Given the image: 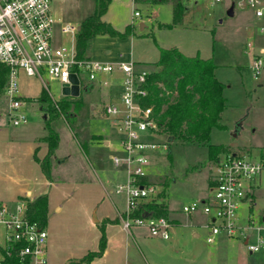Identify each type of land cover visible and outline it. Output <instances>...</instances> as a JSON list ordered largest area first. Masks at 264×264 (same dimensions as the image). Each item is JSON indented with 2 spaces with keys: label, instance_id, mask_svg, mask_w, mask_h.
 I'll return each instance as SVG.
<instances>
[{
  "label": "rangeland",
  "instance_id": "374dc122",
  "mask_svg": "<svg viewBox=\"0 0 264 264\" xmlns=\"http://www.w3.org/2000/svg\"><path fill=\"white\" fill-rule=\"evenodd\" d=\"M94 2L52 0L51 8L55 16L60 18V25H76L93 13ZM231 6L233 14L230 16L227 12ZM185 7L182 21L167 27L173 19L171 2L111 0L103 19L121 32L131 26L130 34H99L86 43L93 58L102 57L105 50L109 49L112 54L132 56L135 62L139 61L138 68L147 71L156 68L160 48L176 47L188 56L211 57L216 64V77L226 85V106L220 116V126L211 130L209 142L174 140L168 145L165 135L152 137V140L165 142L167 146H159L149 152L152 162L150 178L155 182L156 192L162 195L161 200L169 208L178 211H183V205L195 197L196 190L202 187L204 181H208L216 159L225 153H246L253 159L262 153L264 155V72L255 79L250 70L251 54L264 56V32L260 31L264 18H256L252 10L239 8L229 0L214 5L187 3ZM135 11L139 12L138 16H134ZM140 22L143 24L140 25ZM59 39L60 43L68 47L72 45L68 35H59ZM43 79L48 82L55 100L64 97L59 82L50 80L47 75H43ZM82 81L88 82L86 78ZM20 86V94L26 102L23 109L27 121L18 126L12 124L8 113V97L3 94L0 96V127L17 137V143L20 144L17 146L19 163H23L29 149V139L36 137L42 140L47 134L45 118L48 115L37 100L43 82L21 74ZM103 95L104 89L98 87L90 94L83 95L95 107L94 116L90 114L88 103L83 101L74 122L61 117L53 124H56L59 133V145L49 161L53 184L48 188H51L52 204L45 226L49 233L48 264H69L70 259H79L88 251L96 250L102 233V223L96 222V218L114 216L116 209L123 210L126 206L123 194L115 191L124 180L122 170L113 163V156L118 154L115 150L117 142L113 141L112 148L97 142L99 135H107L111 131L109 120L103 115V102L99 103ZM209 144L226 148L213 153L209 151ZM59 159L61 163L56 162ZM27 171L25 167L24 173L18 171V176L31 175ZM35 174L32 173L34 177H29L27 181L36 183ZM254 193L255 201L249 215L256 226L264 223L258 220L264 211V181ZM249 205V201L241 204L240 214L249 211ZM56 206L59 207L58 211L54 210ZM135 228H140L148 235L147 227L132 226L130 230ZM171 232L170 229V236ZM199 232L197 238L186 234L176 242L170 237L168 242L172 244L164 251L155 247L162 245L160 242L153 241L152 248L157 250L153 254L141 246L144 259L149 264L155 261L159 264H264V248L250 252L244 241L239 239L208 244L207 230L201 229ZM248 234L251 243L256 242L258 236L264 238V230L257 233L251 228ZM3 246L4 230L0 225V258ZM137 255L141 257L140 253ZM121 256L118 264L133 263L132 255H125L121 251ZM139 259L142 264H147L143 257ZM78 261L73 264H78ZM100 264L112 263L104 258Z\"/></svg>",
  "mask_w": 264,
  "mask_h": 264
},
{
  "label": "built area",
  "instance_id": "2783aa9c",
  "mask_svg": "<svg viewBox=\"0 0 264 264\" xmlns=\"http://www.w3.org/2000/svg\"><path fill=\"white\" fill-rule=\"evenodd\" d=\"M191 3L214 5L223 0H181ZM237 7L252 10L258 19L264 18V0H229ZM52 0H0V64L8 68L4 95L8 97V113L14 126L26 123L25 101L20 94L21 74L38 78L43 88L50 92V80L60 83L62 90L74 85L71 75L78 81L79 91L85 84L98 83L109 89L120 84L117 101H107L103 110L117 134L113 163L121 168L124 180L116 188L123 194L126 207L120 216L122 227L129 231L132 226H145L152 236L168 240L170 222L166 217L150 214L136 215L140 205L151 200L158 193L156 185L148 179L151 164L149 152L166 143L156 142L152 137L161 136L152 105L144 101L150 95L151 71L140 69L132 56L118 54L117 60L107 61L92 57L84 51L78 55L75 48L77 25L64 24L60 35H68L71 46L60 43L56 37L58 20L51 8ZM139 12L135 11L134 16ZM264 32V25L260 26ZM250 70L255 79L264 72V56L251 54ZM86 78L87 83L82 79ZM62 96H65L62 94ZM149 181L143 182V179ZM264 181V155L253 159L246 153L228 152L216 159L211 172V195L207 200H195L183 205L187 214L203 213L208 218L206 236L208 244L218 238H240L247 249L256 252L264 248V238L258 236L251 243L248 230L257 233L264 230V223L254 226L249 216L247 225L241 222V204L252 202L254 190ZM28 199V198H27ZM30 200V199H28ZM0 225L4 230L5 255L14 257V264H48L47 240L49 233L37 221L28 216V202L20 199L11 204H0ZM4 254L0 258L3 264Z\"/></svg>",
  "mask_w": 264,
  "mask_h": 264
},
{
  "label": "trees",
  "instance_id": "16d2710c",
  "mask_svg": "<svg viewBox=\"0 0 264 264\" xmlns=\"http://www.w3.org/2000/svg\"><path fill=\"white\" fill-rule=\"evenodd\" d=\"M152 2H171L173 19L167 27H173L182 21L186 7L181 0H147ZM111 0H95L94 11L86 16L79 24L75 35V48L78 55L86 50L88 40L99 34L127 35L131 26L125 32L117 31L110 23L104 21L102 16L107 11ZM216 64L211 57L201 58L198 55L188 56L178 48H160L156 68L149 75L150 95L144 101L152 105L154 116L160 128V133L165 135L168 145L171 141L189 143H208L211 130L219 127L222 111L226 106L224 89L226 85L218 80L215 74ZM8 68L0 64V96L4 94L7 82ZM37 100L41 108L48 115L45 118L48 144L46 156L40 160V166L45 176L51 179L49 161L55 155L59 145V133L55 120L64 117L74 122L75 115L83 106L80 97L65 95L53 100L43 88ZM209 151L218 153L226 147L221 145H208ZM143 182L149 181L146 178ZM28 216L45 227L48 221V199L46 195L28 200ZM152 215L154 217H167L168 210L165 204L151 199L140 205L136 215ZM105 247L104 233L99 239L97 251H89L78 264H88L94 257L101 255ZM3 264H14V257L5 255Z\"/></svg>",
  "mask_w": 264,
  "mask_h": 264
},
{
  "label": "crops",
  "instance_id": "0c3cea01",
  "mask_svg": "<svg viewBox=\"0 0 264 264\" xmlns=\"http://www.w3.org/2000/svg\"><path fill=\"white\" fill-rule=\"evenodd\" d=\"M103 16H102V19H103ZM56 18L58 20V24L56 27V37L59 38V35H60L59 28L61 26L60 25V18L58 16H56ZM104 21H106V20H104ZM106 22L110 23L109 21H106ZM79 24L80 23H78L76 25L79 27ZM141 24H143V22H140V25ZM117 31H119V30H117ZM119 32H121V31H119ZM85 51L90 52V53L92 52L91 50H88L87 48ZM118 54L119 53L112 54L109 49H106L104 52V55L102 57H96V58L99 60L114 61V60H117ZM206 58H208V57H206ZM137 62H139V61L137 60L136 63ZM137 67H139L138 63H137ZM153 70H155V69H153ZM97 84L98 83L85 84L83 86V88L79 91L78 96H76V97H80L82 99V101L87 102L83 95L90 94L94 88L96 89V87L103 88L99 84H98V86H96ZM103 89H104V95L100 96V98H99V103L103 102L102 107L104 106V104L107 101H117L118 100V95L120 92V84L118 81L115 82V86H113L109 89H106V88H103ZM87 103L89 106L90 114L92 116H94L95 107L91 104V102L90 103L87 102ZM103 115L105 116V118H107L109 120L108 124H109V128L111 129V131L107 135H99L98 136L99 140H97V142H99V144L103 145L104 147L112 148L113 147V141L114 140L117 141V134H116L115 129L111 123V120L105 115L104 110H103ZM44 118H45V116H44ZM46 135H44L42 137L43 141L41 139L38 140V138H36V137L33 139H29L30 140L29 141L30 142L29 149L25 153L26 154V160L24 159L23 163H19L20 158L18 156L19 154H18L17 146L20 144L17 143V137L15 135H13L11 131L10 132L6 131L2 127H0V204H11L17 200H20L21 197H27L28 199L32 200L38 196L46 195L47 199H48V212H49L52 203H51V196H50L51 188L50 189H48V188L52 186L53 181H51V179H49L45 176V174L43 173V171L41 169L40 162H39L40 160H42L46 156V154L48 152V144L45 141ZM117 153H118V151H117ZM261 155H263V153ZM63 156H64V158L65 157L67 158V156L65 154H63ZM150 161H151V159H150ZM56 162L61 163V159L57 160ZM23 165L26 167V170L28 168V171L26 173H30L31 175L22 174V175H20V177L18 176V171H22V173H24L23 170L25 167ZM150 167H151V164H150L149 170H148V179L150 180V182L155 184V182L151 180L150 175H149ZM37 169L39 170V172ZM34 172H36L35 175H36V178L38 181L36 183H30L27 180L29 179V177H31V178L34 177V175H32V173H34ZM122 174L124 176L123 170H122ZM209 176L210 177L208 178V181L207 182L204 181L202 183V187L199 190H196L197 193H196L195 197L190 198V201L188 203L195 201V200L204 201L210 197V195H211V191H210L211 173L209 174ZM40 186H41V188H40ZM44 187H46V189H44ZM161 197H162V195L160 196V192H159L155 197H153L151 199H155L158 202H161V203L166 205L167 210H168V214H167L166 218L169 220L170 225H171L170 229L172 232H171L170 237H172L173 242L174 241L176 242L179 239L183 238L184 236H186V234H190L191 237L197 238V237H199V234H200L199 231L201 229H206L207 234H208L209 231H208V228L206 226L208 223V218L203 213L196 212V213H192V214H187V213H184L183 211L174 210L172 208H169L168 205L165 203V201L163 199L161 200ZM254 201H255V193L252 196L251 204L248 206L249 211L246 210V212L241 215L242 216V219H241L242 224L245 220V224H243V225H246L248 222L247 219L250 216L249 214H251L250 207L252 208ZM188 203H186V204H188ZM54 210L58 211L59 207L56 206L54 208ZM124 210H125V208L123 210L116 209V214L114 216L105 215V216H102L101 219L96 218V220H95L96 222L102 223V232L104 233V237H105V247H104L101 255L94 257L88 264H100V262L103 261L104 258L107 261H110L112 264H118V262L121 260V257H122L121 251H124L125 255H126V253L129 255H132V257H133V263L132 264H142L141 260L139 259L141 257H143V259H144L143 253L141 251V246L144 247V249H146V251L153 254L154 252L157 251V250H155V248H152V247H154V246H152L154 243L153 241H155V242L158 241L162 244L160 246L155 245V247L160 248L159 250H161V251H164V249L167 250L169 248L170 244H172V242H168L170 237L168 240H164V239H161L159 237L152 236L149 232H148V235H146L141 231L140 228H135L134 230L126 231L122 227V224L120 222V216H121V214H123ZM258 220L264 221V211H262L261 216ZM136 227H139V226H136ZM101 235H102V233H101ZM101 235H100V237H101ZM230 239L242 240L240 238L220 237L216 241L217 242H219V241L223 242L225 240H230ZM148 241H150V242L152 241V243H150ZM242 241H244V243H245V240H242ZM48 243H49V238L47 240V245H48ZM98 248H99V243H98ZM98 248L96 250H90V251H97ZM47 252H48V246H47ZM138 253L141 254V257H138V255H137ZM83 257H81L79 259H70L69 264H73L74 261H78V260L82 259ZM48 258H49V253H48ZM145 261L147 264H149L148 261L144 259V262ZM154 264H159V263H157V261H155Z\"/></svg>",
  "mask_w": 264,
  "mask_h": 264
},
{
  "label": "water",
  "instance_id": "95a60500",
  "mask_svg": "<svg viewBox=\"0 0 264 264\" xmlns=\"http://www.w3.org/2000/svg\"><path fill=\"white\" fill-rule=\"evenodd\" d=\"M227 14L230 15V16L233 14V7L232 6L229 8ZM78 29H79V27H78ZM71 79H72V81L74 83L73 87L71 89L64 88L62 90V94L76 97L79 94V87L77 85L78 81H77V79H76V77L74 75H71Z\"/></svg>",
  "mask_w": 264,
  "mask_h": 264
}]
</instances>
